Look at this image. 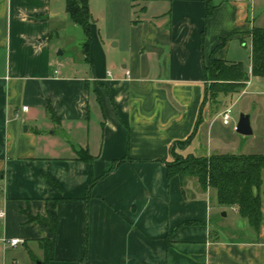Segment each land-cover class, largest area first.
<instances>
[{"label":"crops","instance_id":"crops-1","mask_svg":"<svg viewBox=\"0 0 264 264\" xmlns=\"http://www.w3.org/2000/svg\"><path fill=\"white\" fill-rule=\"evenodd\" d=\"M211 1L206 20V0H89L93 19L124 21L125 37L114 54L122 41L107 44L93 22L89 66L79 70L52 42L68 18L81 27L66 0H0V264H264V184L257 234L236 207L218 204L215 189L167 174L172 145L194 131L178 152L213 154L188 149L200 123L210 132L229 107L225 95L207 99L204 77L222 39L216 55L232 62L250 44L241 90L264 94L251 60L264 0ZM225 208L252 238L221 236L222 218L213 220Z\"/></svg>","mask_w":264,"mask_h":264},{"label":"trees","instance_id":"trees-1","mask_svg":"<svg viewBox=\"0 0 264 264\" xmlns=\"http://www.w3.org/2000/svg\"><path fill=\"white\" fill-rule=\"evenodd\" d=\"M131 1L136 5L144 0ZM214 9L215 5L212 1L206 0V20L212 16ZM66 11L85 32V53L88 57L93 23L89 0H66ZM251 36L252 75L264 77V27H253ZM227 41L228 38L222 39L204 64V77L209 82L207 99L211 101H216L221 95L228 96L239 92L250 78L242 62L228 61L216 55L218 49L225 46ZM195 132L185 140L177 141L172 145L173 160L167 163L168 177L179 176L182 180L193 177L198 179L203 190L215 189L218 204L225 207H236L239 215L248 221L255 233L259 234L262 223L264 153H213L210 156L180 154L179 149H185L193 139ZM80 157L92 158L85 150L80 151ZM121 162L122 160L115 161L100 178L113 171ZM95 181H92V184ZM54 183L58 186L55 181ZM34 219L43 224L51 220L42 217H34Z\"/></svg>","mask_w":264,"mask_h":264},{"label":"rangeland","instance_id":"rangeland-1","mask_svg":"<svg viewBox=\"0 0 264 264\" xmlns=\"http://www.w3.org/2000/svg\"><path fill=\"white\" fill-rule=\"evenodd\" d=\"M94 25L97 27V33L105 37L106 43L112 45L113 42H117L118 39L115 38L111 41L110 38L116 36L122 41L120 47H112V51L117 53L121 51L123 46L124 37H125V27L124 21L112 17L108 13L107 16L100 13L98 18L93 19ZM77 27V28H76ZM78 29V30H77ZM59 35L54 30L53 32V44H59L65 51L64 55H60V58L66 59L65 62L68 65L79 67V70L89 66L85 58V41L84 30L81 27L75 26V24L68 18L67 21L61 27L57 29ZM78 31V34H77ZM82 34V37H79ZM243 50V59L242 63L244 69L247 70L248 62L250 57L246 58V54L250 56V44L244 46ZM57 55V54H55ZM58 56V55H57ZM117 60V56H113ZM245 90L235 92L225 98L228 103V106H232L231 112V125L229 127L224 126L222 123V116L217 119V124L212 127L210 132L206 129V123L201 122L199 127V136L194 139L192 143V148L190 147L188 151H194L195 148L198 152L207 151L208 149L212 153H216L219 150H223L225 153H235V154H255V153H264V106L262 101H264V94H259L255 92L247 93ZM243 92V93H242ZM257 101V103H255ZM226 109V108H225ZM210 105L206 108L203 119L207 121L212 114ZM241 114H249L251 117V125L253 127V134L243 135L236 131L235 127L240 119ZM208 123V121H207ZM264 178V173H263ZM264 189V188H263ZM224 212L227 213V216L224 215ZM222 218L223 229L221 236L226 238H235V239H250L253 236L247 234L245 231L236 230L234 227V214L232 209L225 208L220 211L218 217L216 216L213 220V223H216L218 218ZM254 236H256L254 234ZM27 249V248H25ZM29 249H27L28 251ZM40 260H36L38 264Z\"/></svg>","mask_w":264,"mask_h":264},{"label":"water","instance_id":"water-1","mask_svg":"<svg viewBox=\"0 0 264 264\" xmlns=\"http://www.w3.org/2000/svg\"><path fill=\"white\" fill-rule=\"evenodd\" d=\"M236 131L243 135L253 134V127L251 125V117L249 114H241L240 119L236 126ZM224 215L226 213L224 212Z\"/></svg>","mask_w":264,"mask_h":264},{"label":"built area","instance_id":"built-area-1","mask_svg":"<svg viewBox=\"0 0 264 264\" xmlns=\"http://www.w3.org/2000/svg\"><path fill=\"white\" fill-rule=\"evenodd\" d=\"M56 72H58V71H56ZM23 109L27 110L28 107L24 106ZM231 112H232V106H229V107H226V109L222 113V119H223V123L225 125H229L231 122V117H232ZM0 216H4V212H0ZM6 243H8L11 246H17V245L23 243V240H21L19 238H12V239H9L8 241H6Z\"/></svg>","mask_w":264,"mask_h":264}]
</instances>
